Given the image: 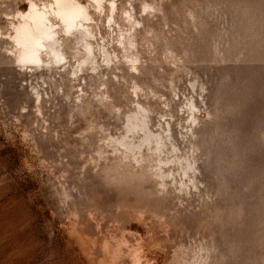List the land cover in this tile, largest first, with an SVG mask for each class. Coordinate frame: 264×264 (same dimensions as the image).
<instances>
[{
    "label": "rangeland",
    "instance_id": "374dc122",
    "mask_svg": "<svg viewBox=\"0 0 264 264\" xmlns=\"http://www.w3.org/2000/svg\"><path fill=\"white\" fill-rule=\"evenodd\" d=\"M70 1L0 0V264H264V0Z\"/></svg>",
    "mask_w": 264,
    "mask_h": 264
},
{
    "label": "bare ground",
    "instance_id": "6f19581e",
    "mask_svg": "<svg viewBox=\"0 0 264 264\" xmlns=\"http://www.w3.org/2000/svg\"><path fill=\"white\" fill-rule=\"evenodd\" d=\"M55 5V12L59 22L62 23L63 31L66 30L68 32L82 28L79 17H82L83 9L81 10L78 5L73 4L70 0H55ZM45 22L44 14L33 11L27 17L26 24L22 23L24 26L21 27L18 34V43L20 44L18 53L25 64L37 66V64L41 63L39 56L41 49H50L49 52L53 54L54 59H60V53H58L57 47H54L53 32Z\"/></svg>",
    "mask_w": 264,
    "mask_h": 264
}]
</instances>
